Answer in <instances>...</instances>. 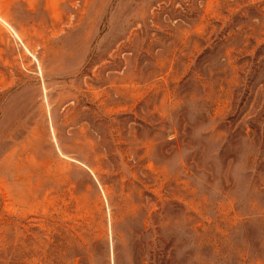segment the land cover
I'll list each match as a JSON object with an SVG mask.
<instances>
[{"label":"rangeland","instance_id":"obj_1","mask_svg":"<svg viewBox=\"0 0 264 264\" xmlns=\"http://www.w3.org/2000/svg\"><path fill=\"white\" fill-rule=\"evenodd\" d=\"M0 264H264V0H0Z\"/></svg>","mask_w":264,"mask_h":264}]
</instances>
